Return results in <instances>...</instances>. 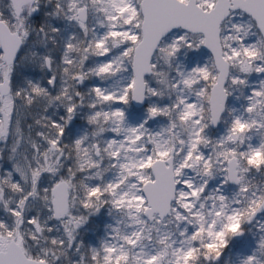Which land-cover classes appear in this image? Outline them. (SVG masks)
I'll return each mask as SVG.
<instances>
[{
    "label": "snow or ice",
    "instance_id": "1",
    "mask_svg": "<svg viewBox=\"0 0 264 264\" xmlns=\"http://www.w3.org/2000/svg\"><path fill=\"white\" fill-rule=\"evenodd\" d=\"M0 264H264V0H0Z\"/></svg>",
    "mask_w": 264,
    "mask_h": 264
},
{
    "label": "trees",
    "instance_id": "2",
    "mask_svg": "<svg viewBox=\"0 0 264 264\" xmlns=\"http://www.w3.org/2000/svg\"><path fill=\"white\" fill-rule=\"evenodd\" d=\"M103 219L97 218L96 223L93 224L92 228L89 230V232L84 234V238L86 242H92L98 238L99 235L102 234L103 229Z\"/></svg>",
    "mask_w": 264,
    "mask_h": 264
},
{
    "label": "rangeland",
    "instance_id": "3",
    "mask_svg": "<svg viewBox=\"0 0 264 264\" xmlns=\"http://www.w3.org/2000/svg\"><path fill=\"white\" fill-rule=\"evenodd\" d=\"M99 219H103L104 220V223H108V222H110L109 221V218L107 217V214L105 213L102 217H100ZM103 223V224H104Z\"/></svg>",
    "mask_w": 264,
    "mask_h": 264
}]
</instances>
